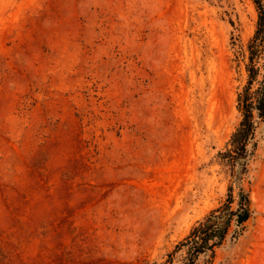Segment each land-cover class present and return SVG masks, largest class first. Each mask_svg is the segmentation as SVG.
<instances>
[{
  "label": "rangeland",
  "instance_id": "rangeland-1",
  "mask_svg": "<svg viewBox=\"0 0 264 264\" xmlns=\"http://www.w3.org/2000/svg\"><path fill=\"white\" fill-rule=\"evenodd\" d=\"M258 15L253 0H0V264H188L180 245L230 187L253 213L196 264H264V122L238 182L220 155Z\"/></svg>",
  "mask_w": 264,
  "mask_h": 264
},
{
  "label": "trees",
  "instance_id": "trees-1",
  "mask_svg": "<svg viewBox=\"0 0 264 264\" xmlns=\"http://www.w3.org/2000/svg\"><path fill=\"white\" fill-rule=\"evenodd\" d=\"M253 2L259 15L254 37L249 44L250 56L247 67L249 82L245 93L240 96L239 108L242 111V120L231 137L230 148L220 154L237 182L247 173L248 162L257 147L255 132L258 124L264 122V0H253ZM260 75L262 79L258 81L257 89L251 92V86L257 82ZM233 192V187H230L226 203L199 223L180 245L187 248L185 259L188 264H196L201 256L208 254L212 256L214 249L220 247L226 240L230 229L235 226L234 234H236L251 217L253 211L249 193L240 187L236 202ZM235 202L237 208L232 209Z\"/></svg>",
  "mask_w": 264,
  "mask_h": 264
}]
</instances>
